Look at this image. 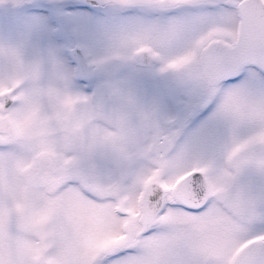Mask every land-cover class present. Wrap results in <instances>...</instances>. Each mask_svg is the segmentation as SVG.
I'll list each match as a JSON object with an SVG mask.
<instances>
[{
    "label": "snow or ice",
    "instance_id": "6c2138e0",
    "mask_svg": "<svg viewBox=\"0 0 264 264\" xmlns=\"http://www.w3.org/2000/svg\"><path fill=\"white\" fill-rule=\"evenodd\" d=\"M100 2L155 17L108 59L148 56L209 97L245 74L216 113L231 146L207 159L130 97L104 109L0 49V264H264V0Z\"/></svg>",
    "mask_w": 264,
    "mask_h": 264
},
{
    "label": "flooded vegetation",
    "instance_id": "af4514ba",
    "mask_svg": "<svg viewBox=\"0 0 264 264\" xmlns=\"http://www.w3.org/2000/svg\"><path fill=\"white\" fill-rule=\"evenodd\" d=\"M43 1L46 4L51 2L54 30L64 37L65 26L69 34V41L64 45V57L71 63V70L82 85L74 94L89 96L94 104L107 110L118 106L120 96L130 97L138 112L153 114V134L156 130L162 134L179 132L177 139L180 145L195 142L205 158L218 160L222 157L231 146L233 132L228 124L216 117V113L225 92L245 87L244 73L231 78L235 83L225 81L218 94L209 97L203 89L189 82L186 73H161L160 63L148 56L131 60L108 59L115 51L108 48L110 41L133 27L150 22L154 15L136 8L104 5L100 0H77L87 9H81L79 5L75 8L90 12L94 19L92 33L102 46L101 55H104L101 63L80 38L79 28L66 19L62 20L64 13L74 7H65L64 11L57 13V0ZM105 9L108 10L101 11ZM104 74H110L111 79L107 80ZM248 79L251 81L252 78ZM249 91L257 94L254 88ZM250 134L251 129L247 126H241L235 132L237 139ZM261 230L264 226L258 225L257 231Z\"/></svg>",
    "mask_w": 264,
    "mask_h": 264
},
{
    "label": "rangeland",
    "instance_id": "374dc122",
    "mask_svg": "<svg viewBox=\"0 0 264 264\" xmlns=\"http://www.w3.org/2000/svg\"><path fill=\"white\" fill-rule=\"evenodd\" d=\"M11 1L5 0L0 3V49H15L25 63H38L42 82L45 85L52 83L64 87L66 82L68 91L76 93L82 85L75 78L71 63L69 64L64 57V45L69 41V34L65 26V38L58 30H54L51 2L46 4L43 0H26V2L22 0V3L13 5ZM57 1L58 4L55 5L57 13L64 11L65 7H74L64 13L62 20L66 19L79 28L80 38L101 62L104 55H101L102 46L94 39L92 33L94 19L90 12L75 8L77 5L81 9L84 8L77 0H66L65 3ZM118 39L110 41L108 48L115 50ZM6 67L5 59L0 56V74L5 71ZM104 77L107 80L111 79L110 74H104ZM254 92L258 94L259 89L254 88Z\"/></svg>",
    "mask_w": 264,
    "mask_h": 264
},
{
    "label": "water",
    "instance_id": "95a60500",
    "mask_svg": "<svg viewBox=\"0 0 264 264\" xmlns=\"http://www.w3.org/2000/svg\"><path fill=\"white\" fill-rule=\"evenodd\" d=\"M241 74V73H240ZM236 76H238V75H236ZM233 77H235V76H233Z\"/></svg>",
    "mask_w": 264,
    "mask_h": 264
}]
</instances>
